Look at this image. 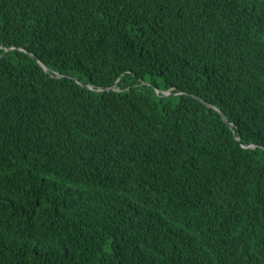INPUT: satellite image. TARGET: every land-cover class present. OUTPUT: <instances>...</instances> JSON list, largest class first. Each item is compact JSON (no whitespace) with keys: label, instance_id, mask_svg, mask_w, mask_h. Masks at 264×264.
Returning <instances> with one entry per match:
<instances>
[{"label":"trees","instance_id":"16d2710c","mask_svg":"<svg viewBox=\"0 0 264 264\" xmlns=\"http://www.w3.org/2000/svg\"><path fill=\"white\" fill-rule=\"evenodd\" d=\"M0 264H264V0H0Z\"/></svg>","mask_w":264,"mask_h":264},{"label":"water","instance_id":"95a60500","mask_svg":"<svg viewBox=\"0 0 264 264\" xmlns=\"http://www.w3.org/2000/svg\"><path fill=\"white\" fill-rule=\"evenodd\" d=\"M6 50L9 51V50H13V49H6ZM23 51H25L26 53L30 54V56H32L36 61H38V62L40 63V65L45 69L46 72H49V68H48L44 63H42V62H41V61H40L35 55L31 54V52H29L28 50H24V49H23ZM57 76L60 77L59 75H57ZM117 84H118V83H116V84L114 85L113 88H116L115 86H116ZM86 87H87V88H91L90 86H86ZM156 91H157L158 94H163L164 96H170V95H172L170 92H163V91H161V90H159V89H156ZM203 102L206 103L205 101H203ZM206 104H207L209 107H212V108L216 109V110L222 115L224 121H225L226 123H228L229 125H231V127L233 128L232 124H230V123L228 122L226 115H225L220 109H218L217 107H215V106H213V105H211V104H208V103H206ZM251 147H254V146H251Z\"/></svg>","mask_w":264,"mask_h":264}]
</instances>
